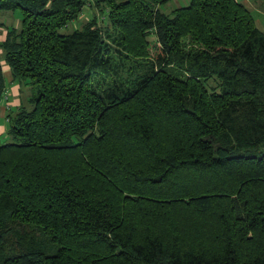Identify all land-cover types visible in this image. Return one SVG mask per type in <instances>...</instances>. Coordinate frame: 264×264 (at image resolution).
<instances>
[{
    "label": "trees",
    "instance_id": "1",
    "mask_svg": "<svg viewBox=\"0 0 264 264\" xmlns=\"http://www.w3.org/2000/svg\"><path fill=\"white\" fill-rule=\"evenodd\" d=\"M171 1L89 0L62 34L86 0H0L39 88L0 141V264H264V33L240 0Z\"/></svg>",
    "mask_w": 264,
    "mask_h": 264
},
{
    "label": "rangeland",
    "instance_id": "2",
    "mask_svg": "<svg viewBox=\"0 0 264 264\" xmlns=\"http://www.w3.org/2000/svg\"><path fill=\"white\" fill-rule=\"evenodd\" d=\"M184 0H181V2H183ZM242 2V0H240ZM258 1V3H262L263 8H264V2L262 0H255ZM86 2L88 3L86 5V7L82 10L81 15L78 17V19H76L75 21H73L72 23H70L67 28H63L60 30V33L62 34H70L73 31L77 30V29H82V27L88 23L93 16L97 15L98 17L100 16V13L98 12V10L96 8L90 7V3L89 0H86ZM185 2V1H184ZM187 3H181V5H179L177 3V0H172L169 4L165 5L162 7V11L166 14H170L171 12H173L174 10L180 8V7H186ZM253 17L255 19V22L257 21V24H261L262 26V31L264 32V10H260L259 8H253L251 10ZM102 16L99 17V19ZM22 19H23V15H22V11L16 10L15 12H7V11H0V23H2L5 28H1L0 27V41L4 40L6 34H7V29H11V28H17L20 29L21 25H22ZM0 59L1 62L4 66V73H5V77L7 80V88L8 90H10L12 93L13 91H19L20 90V95L18 99L19 101L17 102L18 104L13 108L12 112H8V114L5 117H1L0 118V141L5 142L6 140H8V134H7V130H8V122L9 121V115H12L13 113H15L17 111V109L19 108L20 103H23V106L26 109H31L33 107V104H31V102L29 100L33 99L34 97H36L38 95L39 92V88L37 85H32L29 83H25V82H20V81H15L12 80V76L10 75L11 72L9 73L8 71L9 68L6 66L5 61H4V50L0 49ZM21 106V105H20ZM16 110V111H15Z\"/></svg>",
    "mask_w": 264,
    "mask_h": 264
},
{
    "label": "crops",
    "instance_id": "3",
    "mask_svg": "<svg viewBox=\"0 0 264 264\" xmlns=\"http://www.w3.org/2000/svg\"><path fill=\"white\" fill-rule=\"evenodd\" d=\"M185 1V2H184ZM181 2V0H177V3L181 5V3H189L190 0H184ZM242 2L250 9L252 10L253 8H259L260 10H264L262 3H258V1L255 0H242ZM257 27L262 31V25L257 24ZM263 32V31H262ZM264 33V32H263ZM10 73V71H8ZM11 75V74H10ZM7 98H4L3 102L1 103L0 106V118L5 117L8 114V112H12L13 108L18 104L17 102L19 101V95H20V90L19 91H13V93L10 90H7ZM15 109V108H14ZM1 134V133H0Z\"/></svg>",
    "mask_w": 264,
    "mask_h": 264
},
{
    "label": "built area",
    "instance_id": "4",
    "mask_svg": "<svg viewBox=\"0 0 264 264\" xmlns=\"http://www.w3.org/2000/svg\"><path fill=\"white\" fill-rule=\"evenodd\" d=\"M4 98H7V93L5 94V97Z\"/></svg>",
    "mask_w": 264,
    "mask_h": 264
}]
</instances>
